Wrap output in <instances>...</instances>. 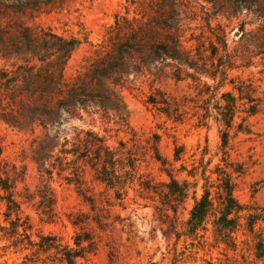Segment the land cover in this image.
Listing matches in <instances>:
<instances>
[{
	"label": "rangeland",
	"instance_id": "374dc122",
	"mask_svg": "<svg viewBox=\"0 0 264 264\" xmlns=\"http://www.w3.org/2000/svg\"><path fill=\"white\" fill-rule=\"evenodd\" d=\"M232 8L233 0H56L49 4L0 0V163L15 183L19 215L29 222L33 241L52 236L59 248H76L75 240L80 238L85 257L77 258V264H264V259L253 255L254 235L247 230L245 218L234 233L236 251L215 240L212 218L208 230L196 237L186 232L194 190L196 197L203 192L204 166L211 161L207 175L214 183L216 167L226 166L220 131L225 126L216 120V106L222 93L233 91L231 79L236 76L251 83L254 95L263 101L260 112L247 118V130L238 129L245 113L235 119L226 148L232 164L228 170H243L233 173L235 197L242 204L264 208V54L256 55L264 51V30L252 11ZM117 16L130 22L122 19L120 33L115 28ZM139 26L148 29V41L154 46L168 42L170 36L179 39L181 52L190 54L198 67L166 61L131 74L119 89L126 105L122 118L89 110L71 117L60 110L58 122L44 128L29 113L39 103L30 94L35 90L25 91L22 79L4 87L8 78L16 79L18 66L29 58L21 50L23 27L79 41L64 70L66 79L73 81L104 54L101 46L109 36L118 41ZM212 44L218 46L215 57ZM225 53L236 65H252L228 69L224 85L215 90L222 76H211L212 61L217 64ZM150 96L166 99L180 115H166L149 102ZM54 102L50 101L51 108ZM87 131L102 137L124 162L133 153L139 175L134 180L124 177L115 188L99 181L83 156ZM153 144L167 160L165 165L152 158ZM74 148L76 154L62 152ZM176 148L179 159H175ZM169 173L180 185L190 183L186 198L170 192ZM140 180L150 181L157 192L142 188ZM162 202H171L175 210ZM1 210H6L5 203ZM3 218L2 213V223ZM256 231L264 236V222L257 223ZM8 244L0 232V264H67L58 249Z\"/></svg>",
	"mask_w": 264,
	"mask_h": 264
},
{
	"label": "trees",
	"instance_id": "16d2710c",
	"mask_svg": "<svg viewBox=\"0 0 264 264\" xmlns=\"http://www.w3.org/2000/svg\"><path fill=\"white\" fill-rule=\"evenodd\" d=\"M26 1L20 0V2ZM54 1L56 0H35V3L49 4ZM206 1L211 2V0ZM241 7L252 11L261 20L262 27L260 30L263 31L264 0H233V10H239ZM122 19L128 24L130 23L128 19L126 20V17L117 16L115 28L119 33L124 27ZM134 19L138 20L137 18ZM20 34L22 40L21 50L26 52L31 59L27 58L23 64L18 66L15 73L16 79L8 78L4 87L10 88L13 81L22 79L25 91L30 88L35 90L30 94L39 103L32 105L29 108V113L35 123L42 125L44 128L58 122L60 110L68 113L71 117L79 115V110L85 112L89 110L93 113H101L103 116L112 115L114 118H122L126 105L119 89L124 87L131 74L143 72L151 64L173 61V63L186 68L197 69L198 67L194 59L190 58V54L181 52L179 39L170 36L168 42L154 46L148 41V29L145 26H139L138 29L126 32L121 40L114 41L112 36H109L108 41L101 46V52H104V54L89 64L90 66L84 73V77L78 76L73 81H68L64 70L73 51L79 44L77 39L65 38L52 31H35L30 27L21 28ZM223 45L224 51H227L226 43ZM217 52L218 46L212 44V57H215ZM259 54H264V51L256 53V55ZM212 63L213 66L215 65V70L211 72V76L216 78L217 73H221L222 76L215 90L224 85L228 69L246 68L252 65V62L236 65L235 62L231 61V56L228 53L221 55L217 64L214 61ZM231 84L233 85V91H237L238 94L235 95L233 91L222 93L221 100L216 106L218 113L216 120L225 126L220 131L223 151L222 161L226 163V166L218 165L216 167L214 173L217 174V183L212 182L210 175H207V166L211 161H208L207 165L204 166L201 174L202 178L205 179L203 192L200 197H196V189L194 190L195 201L186 222V232L188 235L196 237L200 231L208 230L207 225L212 218L215 228V240L225 243L229 249L236 251L238 243L234 233L243 226L241 220L245 218L247 230L254 235L253 255L257 259H264V236L256 231L257 223L259 221L264 222V208L242 204L235 197L233 173L241 174L243 170L242 167L239 170L237 168H232L233 171L228 170V167H232V164L227 160L228 154L226 151L229 143V132L234 126L238 114H246L242 118L243 121L238 124V129L247 130V124H245L247 118L260 112V104L263 99L255 96L256 89L254 86L239 76L232 78ZM149 99L150 103L159 105V109L166 115L170 117L174 113L180 115L178 107L172 109L171 103L166 99L157 100L153 96H150ZM52 100H55V108L50 107L49 103ZM177 117L176 119H178ZM85 136L83 139V153L85 154L83 156L88 158L99 181L115 188L124 177L134 180L139 175L136 164L137 159L133 153L129 152L128 162H124L122 158L117 156V151L106 144L102 137L90 131H87ZM151 147L154 151L152 158L165 165L167 160L160 153L158 145L153 144ZM75 151H77L75 148L62 150L63 153L73 152V154H76ZM174 155L175 159L180 158L181 152L178 148H176ZM127 165L130 170H125ZM169 175L173 183V185H169L170 192L186 198L189 194L190 183L185 181L183 185H180L172 174L169 173ZM197 184L198 181L195 182L194 187ZM214 184H216L215 195H213L211 189ZM140 185L144 189L157 192L150 181L140 180ZM119 193L117 191L118 198H120ZM15 194V183L10 172L0 163V214L3 213L4 217V223L0 221V232L1 238L9 242V247L27 249L29 246L38 245L44 251L55 248L61 251V260L67 264H77V258L85 257V247L81 245L82 240L80 238L75 240L76 248L69 246L59 248L60 244H57V240L52 236L41 235L39 242L33 241L31 234L28 232L31 229L29 222L27 219L23 220L19 215L20 205L15 198ZM3 203H5L6 210L2 212L1 204ZM162 203L175 210L171 202ZM13 211H16L14 219L12 218ZM200 236L204 237V235Z\"/></svg>",
	"mask_w": 264,
	"mask_h": 264
}]
</instances>
